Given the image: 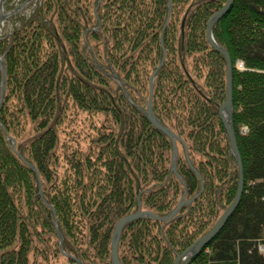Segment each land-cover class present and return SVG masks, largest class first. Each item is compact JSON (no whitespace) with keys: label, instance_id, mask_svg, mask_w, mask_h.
I'll return each instance as SVG.
<instances>
[{"label":"trees","instance_id":"obj_1","mask_svg":"<svg viewBox=\"0 0 264 264\" xmlns=\"http://www.w3.org/2000/svg\"><path fill=\"white\" fill-rule=\"evenodd\" d=\"M226 2L37 0L29 17H19V26L0 38L6 73L0 264H112L119 220L139 203L166 218L183 194L191 200L201 185V195L167 222L145 217L125 225L118 261L173 264L210 231L239 183L218 115L226 98L225 58L206 39L208 19ZM229 8L211 31L231 62L242 194L220 232L188 264H264V0H234ZM155 71L151 109L181 140L177 174L172 142L141 111ZM79 113L96 120L86 147L72 148L61 139L71 129L67 119Z\"/></svg>","mask_w":264,"mask_h":264},{"label":"water","instance_id":"obj_2","mask_svg":"<svg viewBox=\"0 0 264 264\" xmlns=\"http://www.w3.org/2000/svg\"><path fill=\"white\" fill-rule=\"evenodd\" d=\"M32 0H27L25 3L21 4L20 6H18V8L16 9V11H12V12H7L5 15L2 14V2L3 0H0V27L3 25V23L6 21V19L14 14H16L17 10L23 8L24 6L27 5V3H29ZM234 0H227V2L222 6V9L217 11L216 13H214L208 20L207 23V27H206V39L207 42L209 43L210 47L212 49H214L216 52H219L224 58H225V63H226V91H225V101L223 102V104L221 105V107L219 108L218 111V115L221 118L222 124H223V128L226 131V138H228V144H229V149L231 154L234 157V160H236V165H237V170L239 171V176H238V186L236 189V195L234 197V199L231 202V205L226 208L223 213L221 214V218L219 220H217V222L213 225V227L210 229L209 232H207L206 234L202 235L200 237V239L196 240L192 245H190L189 248H187L186 251H184L182 254H180L174 261L173 264H188L190 262V260L195 257L202 249L205 245H207L209 242H211V240L214 238V236L220 232L221 228L224 226L223 224L226 222V220L231 216V213L233 212V210L237 207V205L239 204V200L242 194V187H243V181H242V168H241V159L239 158V153H238V149L236 148V140L234 138V132H233V127H232V84H231V62L229 59V54L228 52H226L225 49H222L212 38V26L217 23L220 18H222V16L230 9L229 7L232 5ZM170 8H171V2L169 1L168 3V11L170 12ZM165 59V55L163 56V58L160 61L159 67L158 69L162 66L163 62ZM157 69V70H158ZM156 70V71H157ZM155 72H153L149 77V83H148V88H149V95H148V103L146 105V109L141 110L143 112V114L145 115V117L147 118V120L150 121V123H152V125L158 130L161 131L162 133L164 132L167 137L169 138V140L172 142V160H171V172L174 174L176 173V158H177V152H176V142L181 140L176 136V134L174 132H172L171 130H169L167 127H165L163 124L161 125L159 123L158 120L155 119L154 115H153V111L151 109V104H152V92H153V80H154V75ZM0 73H1V80H0V108L2 106V102L4 99V92H5V87H6V83H5V63L3 62V59L0 57ZM116 80L119 81V84L121 86V89H123L124 95L126 100L133 105V103L131 102V99L128 98V95L126 93V90L124 89V86L122 84V82L119 80V78L114 77ZM135 107V105H133ZM136 109H138L137 107H135ZM139 110V109H138ZM6 136V135H5ZM6 138L10 141V148L11 150H13L14 152V145H15V140L13 138H8L6 136ZM184 151H185V157L186 160L188 162V157H187V151L185 149L184 146ZM17 154V153H16ZM17 156L20 158V155L17 154ZM21 159V158H20ZM22 161H24V159H22ZM25 162V161H24ZM26 163V162H25ZM27 164V163H26ZM189 166L191 167L190 162H188ZM27 166L32 169L33 171L35 170L32 166L28 165ZM192 169V167H191ZM36 172V170H35ZM196 173V172H195ZM198 175V173H196ZM199 179L200 176L198 175ZM178 178L180 179V177L178 176ZM38 179V176H37ZM181 180V179H180ZM202 185L201 188L198 192V195L191 199V200H187V201H183V199L185 198V195L183 194V196L181 197V199L178 201L177 203V207L168 215H166V218H160L158 216H155L154 214H152L149 211H141L139 210L138 212L134 213V215L131 216H126L124 217L122 220L118 221L116 223V225L114 226V231L112 234V238H111V248H110V252H111V263L112 264H120L118 261V252H117V248H118V244H119V238L121 236L122 233V229L124 228V226L128 223L134 222V220H138L141 218H150L152 220H158L161 222H167V220H170L172 218H174V216L177 214V212L183 207L186 206L189 202L196 200L202 192ZM55 227H56V222H54ZM59 234V238H60V243H61V233ZM62 254H64L66 257L70 258V256H68L67 254L63 253V251L61 250ZM78 264H80L79 262H77Z\"/></svg>","mask_w":264,"mask_h":264},{"label":"rangeland","instance_id":"obj_3","mask_svg":"<svg viewBox=\"0 0 264 264\" xmlns=\"http://www.w3.org/2000/svg\"><path fill=\"white\" fill-rule=\"evenodd\" d=\"M24 1V0H23ZM27 0H25L24 2H22V0H3L2 2V5H1V8H2V14L5 15L7 12H12V11H16V9L18 8V6H20L21 4L25 3ZM36 1L37 0H32L30 1L29 3H27L26 6H24L23 8L17 10L16 14L8 17L6 19V21L3 23V25L0 27V38L2 37H5L6 35H10L12 33V30L13 28H17L19 26V17H22V18H28L29 15L32 13L33 9L35 8V4H36ZM1 57V56H0ZM2 58V57H1ZM3 59V58H2ZM115 76H113L114 78ZM117 78V77H116ZM116 80V79H115ZM118 81V80H116ZM119 83V81H118ZM77 116L75 117H71V119H67V121H69V126L71 129L63 134L65 135V137L63 139H61V142L63 144H66L67 146H70L72 148H76L77 147V144H79L81 147L85 148L86 145H85V141L87 139V135L88 133L90 132V128H91V120L95 121L96 118H90L87 114L84 115V114H76ZM17 152H15L16 154ZM18 154V153H17ZM16 154V156H17ZM19 155V154H18ZM18 157V156H17ZM19 158V157H18ZM21 158V157H20ZM19 158V159H20ZM22 160V159H21ZM28 164V163H27ZM26 164V165H27ZM64 164V163H63ZM30 165V164H28ZM32 166V165H30ZM33 167V166H32ZM34 168V167H33ZM35 169V168H34ZM32 170V169H31ZM36 170V169H35ZM34 170V171H35ZM33 171V170H32ZM33 171V172H34ZM36 173V176H38L37 174V171L35 172ZM237 193V192H236ZM39 195L42 197L43 194L42 192L39 193ZM235 197V196H234ZM234 199V198H233ZM232 202V201H231ZM46 203V202H45ZM138 210H141V211H149V210H142V207L140 205V203L138 204ZM151 212V211H149ZM152 213V212H151ZM178 213V212H177ZM223 213V212H222ZM221 213V214H222ZM153 214V213H152ZM134 215V214H133ZM128 216H131V215H128ZM126 217V216H124ZM123 217V218H124ZM122 218V219H123ZM221 218V216L218 218V220ZM121 219V220H122ZM228 220V219H227ZM226 220V221H227ZM120 221V220H119ZM57 225V224H56ZM127 225V224H126ZM57 229V228H56ZM57 231V230H56ZM112 238V237H111ZM264 240V235H263V238ZM58 244H59V247L61 248L62 247V239H61V243H60V238H59V241H58ZM111 248V246H110ZM118 249V248H117ZM258 251L260 253L263 252V246L262 245H258ZM57 264H63V262L60 260Z\"/></svg>","mask_w":264,"mask_h":264},{"label":"built area","instance_id":"obj_4","mask_svg":"<svg viewBox=\"0 0 264 264\" xmlns=\"http://www.w3.org/2000/svg\"><path fill=\"white\" fill-rule=\"evenodd\" d=\"M238 68H241V65L240 64H238V66H237Z\"/></svg>","mask_w":264,"mask_h":264},{"label":"bare ground","instance_id":"obj_5","mask_svg":"<svg viewBox=\"0 0 264 264\" xmlns=\"http://www.w3.org/2000/svg\"><path fill=\"white\" fill-rule=\"evenodd\" d=\"M189 203H190V202H189ZM216 222H217V221H216ZM216 222H215V223H216ZM215 223H214V224H215ZM214 224H213V225H214ZM213 225H212V226H213Z\"/></svg>","mask_w":264,"mask_h":264}]
</instances>
